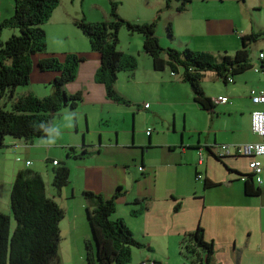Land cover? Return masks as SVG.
<instances>
[{"label": "crops", "instance_id": "1", "mask_svg": "<svg viewBox=\"0 0 264 264\" xmlns=\"http://www.w3.org/2000/svg\"><path fill=\"white\" fill-rule=\"evenodd\" d=\"M239 2H245L248 9L262 7L264 4V0ZM164 4L165 0H161L160 4H156V10ZM190 4L191 1L183 11L184 14ZM57 8L58 6L53 12L61 10ZM151 9H147L148 16ZM119 15L131 20L123 16L122 12ZM133 16L134 22L139 23H149L153 19L151 16L146 18L143 11L137 8H134ZM63 18L68 21V25L76 23V18L69 14ZM197 21L200 27V19ZM221 21L223 24L203 27L202 30L191 34L188 42L177 44L179 47L200 52H210L212 47L216 46L218 51H224L223 55H229V51L234 54L240 49L242 36L236 34L233 18ZM190 24V21L186 22L184 28ZM57 31L59 32V29ZM168 38L172 39V36ZM129 39H133V36ZM237 39L238 45L235 44ZM138 43L134 50L121 51L129 55L137 53L139 57L142 56L140 53L147 56L143 52L142 44L138 48ZM159 44L161 46L160 41ZM259 53L264 54L259 51L251 57L248 50L250 68L242 74L228 76L227 79L232 78L231 82L212 73L222 80L225 87L216 95L204 93L212 101L213 107L203 110L200 130L193 132L198 135L196 141H185L183 133L172 127L171 131H162L161 135L160 132L156 133L155 137L154 129L150 130L149 134L145 130V140L139 143V136L143 134L141 129L146 123L144 121L137 125L135 118H140L139 115L143 114L157 119L162 115L161 107H168L169 104L174 106L172 103L181 110L184 104L189 103V99H193V93L189 94L188 84L184 83L179 75H172L167 69L154 70L152 61L147 56L148 59H142V64L137 62L133 72L118 73L115 90L129 103H116L107 98L104 85L95 80L99 54L92 51L90 46L70 50L67 54L77 55L83 60L77 65L73 80L75 83L65 84L64 90L68 95L80 93L81 100L74 110L64 109L69 113L54 116L48 134L52 139L46 140L48 136L42 138L46 147L44 159L51 163H60L64 153L66 158H74L70 149L76 154L74 145H78L79 139L82 140L81 149H84V137L91 132L89 124L96 119L114 124V139L102 140L103 134H108L109 131L99 124V146L92 145L87 158H81L85 164L78 167L79 177L73 181L69 178L66 189L56 194L61 199L59 204L65 213L63 218H67L63 238L72 236L76 245H84L85 240L91 239V229L86 219L87 205L82 198L83 191L100 194L104 199H110L117 193L112 219H121L135 240L142 245L141 248L149 251L148 255L146 251L139 255L141 260L156 264H166L171 260H178L175 264H199L198 261L193 263L196 256L193 257L184 251L183 245L189 243L188 234L194 233L200 227L204 241L212 245L209 260L205 251L196 248L200 259H205L201 264H264V157L257 158L263 166L258 181L248 167L253 157L243 156L234 149L237 146L260 142V138L251 131L250 125V114L257 109L251 102L250 93L264 91L262 76L251 69L256 64L264 63V59L259 60ZM54 54L55 52H48L47 55L32 59L30 80H33L25 92H31L40 98L51 93V84L59 74L42 72L36 67V63ZM227 85H232L229 91ZM36 87L38 88L35 92ZM39 87L45 90L42 94L38 92L41 90ZM15 94L19 93L15 91ZM195 105L199 107L196 103ZM127 107L129 113H132V125L124 128L125 116L118 117L117 112L119 108ZM67 114L74 115L73 127L68 120H59ZM57 116L60 117L56 119ZM38 140L41 138L29 143L16 139L7 143L9 147L24 152L41 144ZM221 145L229 147L228 155L218 156ZM135 148H139V153L133 155L131 152ZM53 155H58L59 161ZM121 155L123 161L117 159ZM30 165L31 163H25L26 167ZM52 166L56 165L52 163ZM140 168L142 170H139ZM18 171L11 169L9 185L13 184ZM197 173L201 175L200 179H196ZM246 180L251 181L255 193H246ZM205 181L211 184L207 188L204 186ZM53 196L55 199L56 196ZM72 200H75L74 203L69 205ZM133 211H136L135 215L132 214ZM77 225L79 232L76 231ZM72 231L79 235L75 237Z\"/></svg>", "mask_w": 264, "mask_h": 264}, {"label": "trees", "instance_id": "2", "mask_svg": "<svg viewBox=\"0 0 264 264\" xmlns=\"http://www.w3.org/2000/svg\"><path fill=\"white\" fill-rule=\"evenodd\" d=\"M60 1L14 0L13 15L0 22V32L6 28L18 31L6 41H0V98L5 96L10 106L9 110L0 106V149L6 136L28 143L46 138L54 116L65 108L74 110L81 100L80 93L68 95L64 90L65 84L74 80L77 65L83 60L72 54H67L63 63L55 57L37 61L36 67L40 71L59 74L53 80L48 96L38 98L31 92L15 94L18 87L29 85L33 56L46 50L43 24ZM173 1L165 0L166 10ZM176 1H180L176 11L182 13L191 0ZM110 19L104 22L81 19L75 25L88 39L90 49L99 54L95 80L104 85L108 99L125 105L129 102L115 90L117 75L120 72H133L137 60L135 56L117 49L118 33L122 27L130 34L141 35L143 52L151 59L153 69H167L173 75H179L190 86L193 100L202 110L213 107L200 85L205 74L212 72L225 80L228 76L247 71L251 66L248 47L261 36L254 33L244 35L240 38V49L233 56L224 54L216 58L210 53L188 48L181 52L162 48L155 36V22L159 16L149 23H130L119 17L116 2L110 0ZM167 34L172 36L170 23L167 24ZM70 152L77 159L86 156L85 149L78 154H74L73 149ZM68 183L69 169L57 162L52 169V187L59 193ZM210 185L205 181L206 188ZM251 186V181L246 180L247 194L255 193ZM116 196L117 193L110 199H104L92 191L82 192L87 205L86 219L91 229V239L84 242L85 264H130L131 248L142 246L121 219H112ZM10 211L11 217L0 213V264H59L57 243L64 211L45 195L44 181L39 173L30 170L16 173L10 190ZM132 214L135 215L136 211ZM11 218L15 223L13 228ZM187 241L192 245H183L185 251L194 256L197 254L196 248H200L207 253V260L210 259L212 245L204 241L200 227L188 234Z\"/></svg>", "mask_w": 264, "mask_h": 264}, {"label": "rangeland", "instance_id": "3", "mask_svg": "<svg viewBox=\"0 0 264 264\" xmlns=\"http://www.w3.org/2000/svg\"><path fill=\"white\" fill-rule=\"evenodd\" d=\"M117 4V14L119 15L121 12L124 14L126 18L131 20H126L119 17L123 20H126L130 23L141 24V22H134L133 10L137 8L142 10L144 16L146 18H153L154 21L157 16L159 19L155 22V36L159 39L161 43V47L164 49L170 48L178 51H183L185 48L177 44L179 42L185 43L188 42L191 34L197 32L199 29L202 30L203 27L215 26L219 24H223L222 19H230L233 18L235 21L236 34L240 36H244L252 33H260L261 36L256 40V42L250 44L248 50L250 52V56H254L259 51L264 52V4L262 7H254L255 9H248V5L245 2H239V0H191V4L187 7V12L184 14L178 13L176 8L180 5V1L174 0L171 3V6L168 10L165 9L164 6L160 5L159 9L156 10V4L161 3V0H112ZM66 5V7H65ZM151 7V14L148 16L147 9ZM61 10H56L57 12H52L49 19L43 24V29L46 35V50L44 52L38 53L37 56L47 55L48 52H55L52 57H55L58 61L63 63L65 56L70 50L73 48L81 49L89 46L88 39L82 34V32L74 25H68V21L63 17H66L68 14L70 16H74L76 19V23L81 19H84L86 22H104L109 21L110 19V0H61L58 4V8ZM103 10V11H102ZM55 11V10H54ZM60 11V13H58ZM63 11V15H62ZM14 13V0H0V22L6 18H9ZM200 13V16H199ZM107 14V15H106ZM106 16V17H105ZM205 17V18H203ZM202 18V19H201ZM200 19V27L198 25V21ZM149 20V19H148ZM151 21V22H152ZM190 21L191 24L184 28V24ZM171 24L172 31V39L168 38L167 34V24ZM59 29V32L57 31ZM13 34H18L16 29H2L0 32V41L4 42L9 39ZM133 36V39H129ZM118 45L117 49L119 51L125 50H134V47L138 43L139 47H141V42L143 41L141 35L138 34H130L125 27H122L118 33ZM141 40V42H140ZM238 40V39H237ZM235 40V44H239V40ZM176 47V48H174ZM189 49V48H188ZM191 50V49H190ZM121 51V52H122ZM136 51V49H135ZM203 52V51H201ZM210 53L216 58L222 56L224 51H218L216 46H213L211 51H204ZM126 54V53H125ZM139 57L137 53H133L137 62L143 63L142 59H148L143 53ZM229 55L233 56L232 51H229ZM80 64V63H79ZM33 79L31 78L30 82ZM29 82V83H30ZM71 83H75L71 81ZM201 88L204 90L205 94L216 95L220 92V90L225 87L222 80L216 78L212 72H207L204 79H202ZM232 85H227V89ZM189 87V94L191 95L192 91ZM35 88V92L36 89ZM29 89L28 86L18 87L16 89L17 93L22 94L23 92ZM38 92L42 94V91H45L42 87H39ZM37 94V93H36ZM75 94V93H74ZM72 95V94H71ZM193 96V95H192ZM40 98V97H38ZM168 107L162 106L160 112L162 115L157 119H153L152 116L139 115L140 118H135V124L139 125V123H143L145 121L146 125L141 129L142 136H139V143L144 142L145 135L144 131H150L154 129L153 136L155 137L159 133V135L163 134L162 131H171L172 127L175 130L180 131L184 135V140L193 142L197 139V134H194V130H200V123L203 121L204 112L199 107L195 105L193 99H189V103H186L181 107V110H178L179 107L172 103ZM0 106H4L5 109L9 110V104L7 102V98L5 96L0 98ZM260 110H264V106L257 107ZM80 109V108H79ZM129 108H119L117 112V116H125V124H123L124 128L132 125V113H129ZM134 109H136L134 107ZM69 113L66 111H61L59 115L63 113ZM74 115L67 114L64 115L61 119L69 121V124H74ZM60 116H57L59 118ZM150 118L151 120L147 119ZM55 119V121H57ZM100 124V127L103 126V129L109 131L108 134H103L102 140L107 141L109 139H114V124L110 123L107 120L99 121L96 119L90 125V130L93 133H87L84 137V149L86 151V158L89 155L88 150L93 146H99V133L100 130L97 126ZM197 133V132H195ZM53 136V135H52ZM4 144L0 149V213L8 215L11 217L10 211V190L12 183L9 185V177L11 169L16 170H30L36 173H39L43 177V181L45 183V195L48 198H51L55 201L60 207L61 199L56 194H59L52 187V163L50 161H45L46 156V147L43 145V139L38 140L39 143L37 147L31 148L27 151H18L13 147H9L10 140H14L11 136H6L4 138ZM52 139L51 135H49L46 140ZM78 145L75 146V153L78 154L82 151V140H78ZM68 150V149H67ZM139 153V148H135L132 150L131 154L135 155V153ZM17 153V154H16ZM55 156V159L59 161L58 155ZM120 161H123V156H119L117 158ZM26 161L30 162V166H25ZM60 165H65L69 169V178L76 180V177H79V168L85 164L84 160L74 159L73 157L66 158V153L63 154ZM49 178L47 179V176ZM13 182V181H12ZM66 186L62 188L64 191ZM55 195V199L54 196ZM81 199V198H80ZM75 200H72L69 205L74 203ZM65 214V213H64ZM67 221L66 219H62L59 223V230L62 233H59L60 239L57 243V257L59 260V264H85L84 259V245L73 243L72 236L64 237L63 233H65L64 224ZM125 224V223H124ZM15 223L11 218V226L14 227ZM126 225V224H125ZM128 228V227H127ZM76 231L79 232V226L77 225ZM72 233H75L72 231ZM79 233H75V237L78 236ZM186 245L190 246L189 243ZM79 248V249H78ZM155 248V247H154ZM158 250V249H157ZM184 250V249H183ZM131 262L130 264H140L143 260L140 259L139 255L145 252V248H131ZM185 251V250H184ZM146 254H149V251H146ZM153 256V255H152ZM178 260H171L166 264H175Z\"/></svg>", "mask_w": 264, "mask_h": 264}, {"label": "built area", "instance_id": "4", "mask_svg": "<svg viewBox=\"0 0 264 264\" xmlns=\"http://www.w3.org/2000/svg\"><path fill=\"white\" fill-rule=\"evenodd\" d=\"M258 58L260 61L264 59V54L259 53ZM253 72L260 74L262 79L264 80V63L256 64L251 67ZM173 75V74H172ZM228 82L232 81V78L227 79ZM251 102L254 106H264V91H251ZM146 107V104L144 105ZM250 125L251 131L256 134L260 138V142L253 143V144H246L242 146L234 147L237 153L246 156V157H253V160L248 164V167L251 171V174L257 178L259 181V175L263 170V166L260 161L257 160L259 157H264V110H260L259 108L254 109L250 114ZM149 134V130L146 131ZM218 153L219 157L229 154V147L226 145H221L219 147ZM200 153V152H199ZM53 165H56L57 162L53 161ZM30 162H26V165H29ZM198 164H200V159L198 160ZM139 170H142L140 168ZM201 175H197V179H200ZM140 264H154L151 261L145 260L142 261Z\"/></svg>", "mask_w": 264, "mask_h": 264}, {"label": "water", "instance_id": "5", "mask_svg": "<svg viewBox=\"0 0 264 264\" xmlns=\"http://www.w3.org/2000/svg\"><path fill=\"white\" fill-rule=\"evenodd\" d=\"M248 179H250V178H248ZM194 256H196V257L198 258V260H197V261L199 262V264H201V263H204V262H205V259H200V255H199V254H195ZM194 256H193V257H194ZM196 257H195V259H197Z\"/></svg>", "mask_w": 264, "mask_h": 264}]
</instances>
